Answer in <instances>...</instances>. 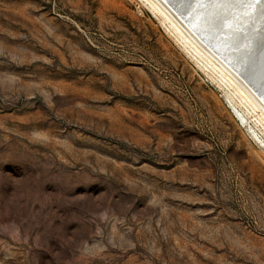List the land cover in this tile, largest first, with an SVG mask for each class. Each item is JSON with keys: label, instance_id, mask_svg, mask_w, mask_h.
<instances>
[{"label": "rangeland", "instance_id": "1", "mask_svg": "<svg viewBox=\"0 0 264 264\" xmlns=\"http://www.w3.org/2000/svg\"><path fill=\"white\" fill-rule=\"evenodd\" d=\"M145 1L0 0V264H264V149Z\"/></svg>", "mask_w": 264, "mask_h": 264}, {"label": "bare ground", "instance_id": "2", "mask_svg": "<svg viewBox=\"0 0 264 264\" xmlns=\"http://www.w3.org/2000/svg\"><path fill=\"white\" fill-rule=\"evenodd\" d=\"M145 2L187 52L229 88L234 97L223 93L227 108L264 147L259 131L264 129V0Z\"/></svg>", "mask_w": 264, "mask_h": 264}, {"label": "built area", "instance_id": "3", "mask_svg": "<svg viewBox=\"0 0 264 264\" xmlns=\"http://www.w3.org/2000/svg\"><path fill=\"white\" fill-rule=\"evenodd\" d=\"M232 114L235 117V119L238 120L237 117L235 116V114L233 112H232ZM262 131H264V130H262ZM262 134L264 135V133H262ZM260 146L263 147L262 145H260ZM263 149H264V147H263Z\"/></svg>", "mask_w": 264, "mask_h": 264}]
</instances>
